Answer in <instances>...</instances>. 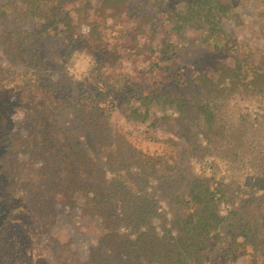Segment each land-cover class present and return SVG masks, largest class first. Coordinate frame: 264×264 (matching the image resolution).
<instances>
[{
  "label": "trees",
  "instance_id": "trees-1",
  "mask_svg": "<svg viewBox=\"0 0 264 264\" xmlns=\"http://www.w3.org/2000/svg\"><path fill=\"white\" fill-rule=\"evenodd\" d=\"M74 1L8 0L24 17L29 15L42 21L43 29L39 32L42 35H49L51 30L58 31V24L62 23L70 52L79 47L88 49L93 52L95 63L90 76L79 81L77 88L65 90L64 86L42 77L33 68L42 64V57L36 56L32 50L23 49L19 36L7 35L9 40L5 42V50L27 68L16 81L9 78L11 74L0 70V202H3L7 213L11 207L8 200H11L14 209L24 210L25 219L33 221L31 216L39 214L45 229L55 222L57 206L67 203L79 206L75 195L80 196L83 207L91 210L90 219L95 217L100 221L99 237L90 249L83 251L68 247L71 242H67L68 254L61 256L60 253L56 264H116V256L126 259L125 264H229L240 255V249L243 254H250L248 248L257 250L260 239L257 230L253 229L257 218L247 219L242 215V225L231 229L227 216H222L215 208L217 202L211 186L193 185L187 195L176 196L178 208L184 211L173 224L180 228L178 234L170 233L169 224L167 232H162L161 227L164 229V226L152 224L153 200L145 195L132 197L137 178L144 180L149 172L162 164L161 158L132 145L125 129L119 127L120 130L114 122V111L125 106L128 109L127 121L145 123L153 119L159 106L161 109L172 107L174 111H182L186 106L180 96L164 92L161 88L144 91L129 77L123 76L115 68L119 55L103 45V36L99 32L92 31L89 35L84 34L85 31L76 32L66 10V6ZM126 1L101 0V9L104 10V5L108 4L116 14L117 7ZM175 1L183 3L185 11L167 4L171 14L166 20L169 30L164 31L166 35L169 32L180 34L183 29L192 27L204 33L199 45L209 50L208 57L231 47L237 51L245 49L247 53L245 61L235 68L236 74L232 77L227 73L231 70L221 66L217 69L221 74L218 80L211 79L201 68L196 72L197 78L188 79L195 85L193 92L197 100L191 106L198 127L200 130L206 128L207 133L213 132L217 111L224 105L222 94L230 89L223 88L227 79H236V84L251 87L254 93L264 98V47H256L258 36H253L252 43L250 40L240 44L224 41L221 22L227 16L232 0L172 2ZM148 17L150 14L142 16ZM152 18L132 20L135 25L126 28V36L131 33L135 38ZM158 27L159 24L149 26L148 44L137 40V54L158 52L163 60L169 52L173 56L176 54L179 42L166 37L154 42ZM27 35L24 32V36ZM252 55L257 56V61ZM15 109L24 112L21 121L10 119ZM64 109L69 110L72 117L69 127L61 125L58 120L60 111ZM168 117L163 115L161 119ZM156 122L158 120L152 123ZM25 127L27 132H21ZM76 129L85 142L82 145L73 140ZM24 154L29 156L26 166L20 164V157ZM100 157L110 174L108 189L104 188L106 185L102 188L92 181L99 173ZM118 196L123 199H118ZM141 226L144 230L138 232ZM24 227L28 234L34 231L30 222L24 221ZM123 228L128 229V234L121 232ZM1 239L0 247L6 249ZM34 248L31 242L24 245V254ZM4 252L7 257L0 259V264H17L10 259L14 251ZM30 254L37 253L33 251ZM75 254L86 256L77 259ZM32 257H24L21 264H37ZM43 261V264H49L45 256ZM252 263L258 264V260L254 258Z\"/></svg>",
  "mask_w": 264,
  "mask_h": 264
},
{
  "label": "rangeland",
  "instance_id": "rangeland-1",
  "mask_svg": "<svg viewBox=\"0 0 264 264\" xmlns=\"http://www.w3.org/2000/svg\"><path fill=\"white\" fill-rule=\"evenodd\" d=\"M172 1L174 0H128L117 7L115 14L108 4L104 5V10L101 9V0H75L69 7L66 6V10L70 13L69 20L76 32L85 31L84 34L89 35L95 31L103 36V45L119 55L115 68L123 76L129 77L131 82L141 86L144 91L161 88L164 92L180 96L186 106L182 111H174L168 106L163 110L159 106L153 119L145 123L127 121L128 109L125 106L113 113L114 122L116 121L118 128L125 129L132 145L161 158L162 164L149 172L144 180L137 178L138 182L133 185L131 193L132 197L145 195L147 199L154 201L152 224L164 226V229L161 227L162 232H167L166 226L169 224L170 233L178 234L180 228L173 224L176 219L181 218L184 211L178 208L176 196L187 195L193 185L202 183L211 186L217 202L215 208L222 216H227L228 222L232 224L231 229L242 225V215L247 219L257 218L253 229L257 230L260 239L258 249L248 248L250 254H243L244 251L240 249V255L229 264H253L254 258L258 260V264H264V98L254 93L251 87L236 84V79H227L223 88L230 89L222 94L221 102L224 105L217 111L213 132L207 133L204 127L199 129L191 106L197 100L193 92L195 85L188 79L197 78L196 72L201 68L211 79L218 80L221 74L217 69L221 66L229 68L231 72L227 73L232 77L236 74L235 68L245 61L247 53L245 49L237 51L231 47L214 57H208L209 50L199 45L204 33L192 27L183 29L180 34L169 32L166 35L164 31H169L166 20L171 14L167 4L185 11L183 3ZM5 2L6 0H0V70H4V74H11L9 78L16 81L27 71L5 50V42L8 43L9 40L7 35L13 34L21 38L23 49L32 50L36 56L43 58L42 64L33 67L36 72L64 86L65 90L77 88L79 81L90 76L95 63L93 52L83 47L70 52L62 23L58 24V31L51 30L49 35H42L39 33L43 29L42 21L29 15L24 17L17 7ZM231 3L227 16L221 22L224 41L240 44L250 40L252 43L253 36H258L259 43L254 39L256 47H264V0H232ZM20 7L24 5L20 4ZM144 14H150V17L142 18ZM151 17L152 21L148 26H143L141 33L135 38L131 33L126 36V28L135 25L132 20H149ZM151 24H159L158 35H154L155 43L163 37L179 42L180 47L174 56L169 52L168 57L163 60L158 52L136 53L137 40L148 44V29ZM24 32L28 35L24 36ZM256 55H252L254 61H257ZM12 99L15 100L14 97ZM163 115L169 117L161 119ZM22 117L24 112L18 109L10 115L13 121H21ZM58 120L61 125L69 127L72 121L69 110H61ZM155 120L158 122L152 123ZM202 124L200 123L201 126ZM21 132L26 133L27 127ZM81 138L79 130L73 131L74 142L84 144ZM83 148L86 149L87 146L84 145ZM20 158V164L26 166L29 162L28 154ZM104 164L105 161L101 158L98 161L99 173L92 181L102 188L106 185L104 188L108 189L110 174ZM117 198L123 199L119 196ZM16 212L24 218V210L18 209ZM71 215L70 220L67 219L68 215L59 216L50 230V235L55 237L59 245L53 247V250L43 246L47 233L40 236L37 234L33 239L34 243L39 242L36 244L38 254L43 253L49 264L57 263L56 250H61L69 239L74 242L73 249L78 251H83L87 243L96 239L92 230H88L84 236L79 235L77 228L83 220L77 211H73ZM38 216L39 214L31 216L36 224L40 221ZM92 220L93 224L97 223V218L93 217ZM120 230L128 234V229ZM142 230L144 226L138 232ZM67 254L63 252L62 256ZM114 260L116 264H125L126 261L120 256H116Z\"/></svg>",
  "mask_w": 264,
  "mask_h": 264
},
{
  "label": "flooded vegetation",
  "instance_id": "flooded-vegetation-1",
  "mask_svg": "<svg viewBox=\"0 0 264 264\" xmlns=\"http://www.w3.org/2000/svg\"><path fill=\"white\" fill-rule=\"evenodd\" d=\"M5 3H8V0H6ZM75 197L78 198L76 202H78L79 206H71L70 203H67L66 205L57 206L56 210L58 212L57 213L58 215L56 217V220L57 218H59V216H62V215H68L67 219L69 218L70 220V218L72 217L71 213L73 211H77L80 215V218L83 220L82 224H80V226L77 228V233L81 236H84L83 234L87 233L88 230H92L96 234V237H95L96 239H94L92 242L87 243V246L83 248V250L84 249L88 250L90 249L92 245H94V243H96L99 237L98 235H99V230H100V226H99L100 221L99 219H97V223L93 224L94 221L90 219L89 217L90 215H92L91 213H89L91 212L90 208L86 209V207H83L80 201L81 200L80 196L76 194ZM8 203H11V207L7 213V210L3 207L4 206L3 202H0V207H1L0 208V237H2L1 240L4 241L5 244L3 245L4 247H6V249H3V247H0L1 248L0 249V259L5 260L7 255L5 254L4 251L9 250V253L10 252L13 253L14 251L13 253L14 255L10 259L15 260L17 264H21L22 261H24V257L29 258L31 256H33L32 259H34V261H36L37 264H43L44 255H39L41 253L38 254V251H37L36 244H38L39 242L34 243L33 239L35 238L37 234H39L40 236L44 233H47L48 237L45 240L46 242H44L43 246H45V248L49 247L52 250L54 249L53 247L59 246L58 243L56 242V239H54L55 237L50 235V230L56 224V220H54L55 222L52 224L51 227L43 229L42 220L40 218V215L38 216V219L40 221L38 224H36V222L29 221L28 219H25V217L21 218L20 213L16 212L18 210L14 209L12 201L8 200ZM70 207H74V208H70ZM88 217H89V220H88ZM24 221L30 222L33 225L34 231L31 234H28L26 227H24ZM54 240L55 242H53ZM30 242H31V247H36V248L32 249L31 251L28 250L27 255H25L24 245L28 246V243L30 244ZM67 242H71V245H69L68 247H72L74 244L72 239H69ZM67 242L65 244H67ZM65 244L62 245V250H59V251L56 250L58 252L57 261L59 260L60 253L62 256L63 252H68ZM33 251L34 253H37V254L36 255L30 254ZM75 256L77 259L79 258L81 259V258H84L86 255L85 254H82V255L75 254Z\"/></svg>",
  "mask_w": 264,
  "mask_h": 264
}]
</instances>
